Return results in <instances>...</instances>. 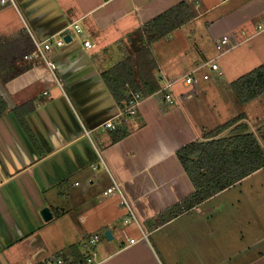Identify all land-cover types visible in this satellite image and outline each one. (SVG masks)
Returning <instances> with one entry per match:
<instances>
[{"label": "crops", "instance_id": "0c3cea01", "mask_svg": "<svg viewBox=\"0 0 264 264\" xmlns=\"http://www.w3.org/2000/svg\"><path fill=\"white\" fill-rule=\"evenodd\" d=\"M17 1L18 7L0 2V96L8 101L0 115V264H26L66 252L67 257H78L92 233L101 234L95 264H183L185 257L175 253L188 239L193 264H208L215 245L201 240L198 221L205 236H215V224L204 223L195 212L212 198L193 207H178L193 193L194 185L177 151L188 142L207 139L206 132L219 126L212 124L218 117L217 106L200 95L216 88L210 82L222 73L218 55L198 60L188 54L186 24L153 42L158 59L153 74L160 88L144 94L135 117L118 132L101 126L120 107L102 72L134 49L130 33L183 0ZM213 4L205 9L196 4L193 21L227 4L229 10L218 18L222 23L214 33L217 42L224 34L232 42L221 53L244 45L249 20L264 14V0ZM73 22L82 31L71 30L70 40L50 53L54 70L28 57L35 48L26 51L35 43L32 33L43 40ZM259 32L251 31L250 38ZM84 38L93 47L86 46ZM248 47L253 51V46ZM240 53L245 61L246 53L243 49ZM227 61L232 68L234 61ZM212 62L218 63L219 70L212 69ZM233 68L230 72L239 66ZM189 72L196 78L194 84L182 78ZM209 74L212 79L205 78ZM178 78L171 88L176 103L171 104L161 90ZM30 100L34 108L26 118L37 143L15 111ZM225 100L223 109L228 105ZM120 131L125 136L114 139ZM114 183L136 214L131 222H126L128 208L122 194L104 193ZM45 207L52 214L49 219L42 214ZM221 223L228 221L218 220V226ZM259 230L263 233L258 226L242 230L245 245L223 264H264V233L250 234ZM227 231L229 236V227ZM129 237L136 241L130 242ZM206 244L200 259L198 245Z\"/></svg>", "mask_w": 264, "mask_h": 264}, {"label": "trees", "instance_id": "16d2710c", "mask_svg": "<svg viewBox=\"0 0 264 264\" xmlns=\"http://www.w3.org/2000/svg\"><path fill=\"white\" fill-rule=\"evenodd\" d=\"M192 16L189 3L183 0L129 34L134 49L102 72L109 90L120 105L130 97L129 90L144 95L160 88L153 74L158 59L155 57L152 44L181 27ZM34 46L35 43L30 44L26 51H31ZM231 85L241 102L260 97L264 94V62L233 80ZM7 108L8 101L0 96V115ZM33 108L34 102L30 100L22 106H17L15 111L25 131L37 143V138L26 118L27 112ZM244 117L246 114L242 113L222 122L221 125L206 132L207 139L188 142L177 151L181 164L194 185L193 193L178 207L198 205L264 167V146L258 136L254 132L246 131L247 122L242 121L235 125ZM231 128L236 133L219 137L223 131ZM123 136L124 131H120L114 139ZM76 254L78 257L82 256V252Z\"/></svg>", "mask_w": 264, "mask_h": 264}, {"label": "rangeland", "instance_id": "374dc122", "mask_svg": "<svg viewBox=\"0 0 264 264\" xmlns=\"http://www.w3.org/2000/svg\"><path fill=\"white\" fill-rule=\"evenodd\" d=\"M215 1L216 0H193L192 2H189V6L192 10L193 16L189 21L184 23L186 24V26L184 27V33L187 36L189 45L191 47V50L189 49L188 54L197 57L198 60H202L203 57L210 58L218 55L217 62L221 64L222 73L221 75L216 76L217 81H213L210 74L208 77H205L212 79L210 83L214 82L216 87L214 92L210 90V88H207L208 90H205L206 92H202L201 94H199L201 95L202 99L210 100L217 106L216 111L218 110V117L215 118L216 122H212L213 125H221V123L225 120L245 113L246 117L242 118V120L237 122L235 125H238L242 121L247 122L248 129H246V131L254 132L258 136L261 144L264 146V94L251 101L245 103L241 102L238 95L235 94L229 81V79H232L233 81L239 78L244 73L255 69L264 62V30L257 33L258 35L255 34V36L250 38V36H252L251 31H258L257 27L259 23H264V14H261L249 20L247 27L248 30H246L247 32L245 31V36H243L244 38L247 37V41H245L246 43L244 45H241L240 47H238L237 45V48H231L230 50L221 53L224 48L220 47V44L219 42H217V38L214 32L219 29V23H222L221 21H218L220 15L229 10L227 4H220L219 7L211 9L207 15L202 16L199 20L193 21V19L195 18L194 14L196 12V4H203V7L205 9V7H207L208 5H212L213 3H215ZM249 45L253 46V51H248L246 49H251L248 47ZM242 49L244 50V53H246L244 58H246L247 60V58L249 57V60H247L248 62H246V60L243 61V56L240 53ZM255 55H257V57ZM252 56L255 57L251 59ZM227 59L234 61V63H232V68L235 65H238L239 69H237V71L230 72L234 68H231V64L227 65ZM236 59L237 64L235 61ZM224 97L226 100L224 99ZM224 100L226 101V104H228L227 106L224 104L226 106L225 109H223L224 106H222ZM194 121L196 122L195 118ZM234 133H236V131L234 132L232 128L230 130L227 129L225 130V132L223 131V133L220 134L219 137L232 135ZM211 198L212 199L207 201L203 207H200V210H197V212H202V214H198L197 212H195V214L196 216L201 217L204 223L209 221V224H211L213 222L215 226L213 224L212 226L214 231H216V234L215 236H205L204 232L201 229V227L204 226L199 220V237L201 236V240L204 242L208 241L209 246L211 244L215 245L208 264H223L224 262L222 261L226 260L227 258L232 257V259H234L241 251L242 247L245 245L246 242H243V238L241 239L240 237L242 236V234H240L242 230H245L246 227H248V230H251L253 227L258 226L259 228H261V230H263L264 233V167L252 173V175L244 178L242 181L237 182L236 184L228 188H225L223 191L216 195H213ZM159 219L162 220V218ZM222 219H226L228 221V224L221 223L218 226V220ZM234 221H246V224H238L237 226L236 222ZM249 222H251V224H247ZM227 227H229L231 230V234L229 236L226 235V233L228 232ZM263 233L259 230V232L256 231L250 234L261 236L263 235ZM93 235L95 234L92 233L87 236L83 243L88 241L89 238H91ZM104 235L105 234H103V237ZM225 238H227L225 242L220 244V242H222ZM247 239L248 235L246 236V240ZM212 240H215V244L212 242ZM186 241L187 242L184 247H181L177 250L178 254L175 253V257H181V255H183L185 257L183 264H193V262H195L193 261L195 256L193 245L190 239ZM199 246H201V250L198 249ZM198 247L195 246V251H201V259L205 254V252L202 250H206L208 246L206 244L204 246L198 245ZM215 249H217V252H215ZM221 249H223L224 251H222ZM62 254H64L66 257L69 256L68 252ZM228 262L229 261H226L225 264Z\"/></svg>", "mask_w": 264, "mask_h": 264}, {"label": "built area", "instance_id": "2783aa9c", "mask_svg": "<svg viewBox=\"0 0 264 264\" xmlns=\"http://www.w3.org/2000/svg\"><path fill=\"white\" fill-rule=\"evenodd\" d=\"M0 2L5 4H11L18 7V3L16 0H0ZM258 32L262 31L264 29V23H259ZM71 30H75L78 34L82 31V28L78 22H73L64 27L63 30L59 31L57 34H53L49 37H46L43 40L37 39L34 34L32 33V38L35 42V48L32 50V52L28 55V57L32 60L42 61L46 62L52 70L56 68V63L53 59H51L50 53L57 49L64 46V44L67 43V39H65V34L71 33ZM85 45L88 47H93L94 43L88 39L84 38ZM230 42H232V38L230 35L224 34V36L220 39V47H225ZM224 51V50H222ZM212 69L219 70V65L217 62H212L211 64ZM183 80L187 84H194L196 82V78L194 75H192L191 72L185 74L182 76ZM181 78H178L176 80L170 81L166 83L165 86H163L161 92L166 96L167 100L171 104L176 103L175 95L173 94L171 88L173 87V84L179 81ZM128 100L124 102L123 105H120L119 112L109 119H107L101 126L104 130L106 128L109 129H118L123 127L130 119L134 117L136 114L140 104L144 100V95L140 92H136L133 90L128 91ZM121 193V190L119 188L118 183H114L112 186L108 187L107 190H105V194H112V193ZM123 196V204L128 208V213L126 217V222H131L134 219H136V214L133 212L131 206L128 204L126 199ZM91 238H89L88 241L82 243V256L76 257V256H60V255H48L44 258L40 259L39 261L30 260L26 264H95L96 263V257L98 255L97 251V245L101 239V234L94 233ZM130 242H135L136 238L129 237Z\"/></svg>", "mask_w": 264, "mask_h": 264}, {"label": "water", "instance_id": "95a60500", "mask_svg": "<svg viewBox=\"0 0 264 264\" xmlns=\"http://www.w3.org/2000/svg\"><path fill=\"white\" fill-rule=\"evenodd\" d=\"M70 38H71V37H70V34H67V35L65 36V39H67V41H69ZM42 214L45 215L46 219H49V218L52 217V214H51V212H50V210H49L48 207L43 208V210H42ZM106 233H107L108 235L112 236V234H111L109 231H107Z\"/></svg>", "mask_w": 264, "mask_h": 264}]
</instances>
